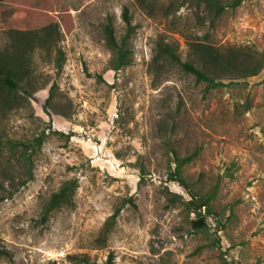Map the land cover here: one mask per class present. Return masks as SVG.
<instances>
[{
  "label": "rangeland",
  "instance_id": "1",
  "mask_svg": "<svg viewBox=\"0 0 264 264\" xmlns=\"http://www.w3.org/2000/svg\"><path fill=\"white\" fill-rule=\"evenodd\" d=\"M145 2L0 0V51L16 43L10 31L50 23L58 31L48 50L34 44L25 54L28 76L18 87L0 89L10 103L0 104V197L12 191L0 199V264H84L71 255L106 264L110 254V264H264V67L205 90L178 63L152 59L158 42L181 61L191 41L264 52V0H243L213 21L196 0ZM124 7L135 26L132 59L114 70L103 25L110 17L119 39ZM57 48L65 57L59 72ZM42 133L29 156L32 177L20 184L26 174L6 141ZM194 152L182 174L201 193L217 187L213 216L199 230L181 202L187 191L169 176L175 155ZM71 178L74 207L39 224L42 204Z\"/></svg>",
  "mask_w": 264,
  "mask_h": 264
},
{
  "label": "trees",
  "instance_id": "2",
  "mask_svg": "<svg viewBox=\"0 0 264 264\" xmlns=\"http://www.w3.org/2000/svg\"><path fill=\"white\" fill-rule=\"evenodd\" d=\"M242 1L230 0L225 3L224 0H196L197 3L201 2L204 4L212 21L218 18L227 7L235 8ZM138 2L144 8L148 6L145 0H138ZM122 19L125 23V32L119 39L115 35L114 26L110 17L107 18L106 23L103 25V38L107 48L112 53L110 67L114 70H119L129 65L132 59L129 42L135 32V26L131 24L132 18L127 7H124L122 10ZM10 33L15 35L16 43L13 42L11 44L10 50L4 49L0 51V89L5 88L8 91L17 88L18 82L23 81L24 76H28V58L26 55L31 54L35 47L34 44L48 50L52 46L54 39H56L58 31L56 23H50L35 30H16L10 31ZM13 34L12 36H14ZM189 47L188 58L181 61L173 47L165 42H158L156 44V54L152 59L155 60L156 58L163 57L170 62L178 63L184 71L192 74L198 82H204L205 90L222 86L224 83L221 80L225 77L245 78L253 76L264 67V52L248 46H229L221 50L210 43L191 41ZM64 61L63 51L57 48L54 57L57 72L62 69ZM52 96L53 87L50 88L49 94L43 103L45 109L52 106ZM0 101V104L3 106L10 104L7 99H0ZM43 140L44 134L42 133L29 142L12 141L11 139L6 141L8 152L12 155V159H14L17 166L21 170H24L26 174L25 178L20 181V184H24L31 179L32 165L30 164L29 158L30 152L38 149L43 143ZM194 155L195 152L184 157L175 155V167L169 173V176L171 180L176 181L187 191L190 198L188 200H181V202L190 213L194 214L195 218L191 220V225L194 229L199 230L206 227L207 218L213 216L212 201L216 196L217 187L213 186L207 192L201 193L193 189L191 183L184 177L182 168L192 160ZM77 187L78 181L76 178L65 180L42 204L37 222L43 225L48 221L54 210L63 207H74L75 202L73 197ZM2 190H4L3 187ZM11 195L12 191H8L7 195L0 197V199L2 200ZM177 198H179V195L176 194L167 196L168 201L172 204L177 201ZM118 213L119 208L107 219L104 225L103 235L98 237L97 240H104L106 233L109 232ZM4 254L10 258L8 253L4 252ZM70 258L78 263L89 264L87 257L84 255H71ZM111 258L112 255L110 254L106 264L111 263Z\"/></svg>",
  "mask_w": 264,
  "mask_h": 264
}]
</instances>
